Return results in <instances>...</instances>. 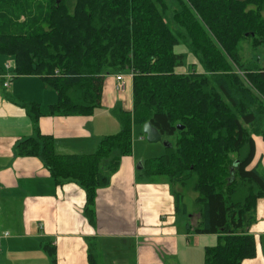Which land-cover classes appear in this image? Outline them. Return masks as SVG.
I'll return each mask as SVG.
<instances>
[{
  "label": "trees",
  "instance_id": "trees-1",
  "mask_svg": "<svg viewBox=\"0 0 264 264\" xmlns=\"http://www.w3.org/2000/svg\"><path fill=\"white\" fill-rule=\"evenodd\" d=\"M174 1L170 18L167 0H0V55L14 57L17 76L38 75L57 92L50 115H92L107 77L132 76L133 109L116 111L121 130L93 153H58L39 128L40 105L26 102L36 135L20 140L16 154L41 158L58 185H80L84 215L96 225L98 190L133 154L134 127L151 122L176 140L142 164L141 176L167 179L177 214L188 213L186 191L197 193L194 232L219 236L205 264H242L257 254L249 229L264 197V172L253 166V136L264 139V66L245 64L241 43L264 45V0ZM180 44L201 70L197 62L182 70ZM49 253L56 264L55 247ZM88 260L100 263L94 240Z\"/></svg>",
  "mask_w": 264,
  "mask_h": 264
},
{
  "label": "crops",
  "instance_id": "crops-1",
  "mask_svg": "<svg viewBox=\"0 0 264 264\" xmlns=\"http://www.w3.org/2000/svg\"><path fill=\"white\" fill-rule=\"evenodd\" d=\"M5 58L0 62V264H53V247L56 264H89L90 240L96 241L99 264H205L206 248L218 244V234L194 232L200 214L180 217L169 183H138L134 141L133 154L122 157L109 186L98 190L96 225L84 215L80 185H58L41 158L16 154L20 140L36 135L22 107L26 102L40 105L39 128L53 137L58 153H93L103 137L121 130L116 111L133 109L132 76H126L124 90L117 89L116 75L107 77L102 105L92 115H50L57 92L38 75L17 76L14 57ZM8 75L13 79L5 86ZM253 137V166L264 169V141ZM249 232L257 239V254L242 264H264V197Z\"/></svg>",
  "mask_w": 264,
  "mask_h": 264
},
{
  "label": "rangeland",
  "instance_id": "rangeland-1",
  "mask_svg": "<svg viewBox=\"0 0 264 264\" xmlns=\"http://www.w3.org/2000/svg\"><path fill=\"white\" fill-rule=\"evenodd\" d=\"M167 2H168L167 12H168L169 17L171 18L173 16V13H174L173 9L175 7V1L174 0H167ZM262 15L264 16V13H262ZM241 47H242L241 48V54L243 56L245 64L256 63V61L258 60L260 62V64L262 66H264V45H262L258 50H255L254 47L252 46V41L248 39V40H245L241 43ZM175 51L177 53H181V52L187 53V58L185 60L184 67H182L183 68L182 70L184 72H188L189 64H191L192 62H197V65L195 68L198 71L202 69L201 65L198 63L196 58L187 52L188 49L185 45L180 44V45L176 46ZM5 59L6 58L4 55H0V62L1 63ZM143 127L144 126L137 125L134 128V152L136 153L137 157L140 158V160L138 161V168L141 167V165L146 161L165 156L168 153V147H167L166 143L169 142V143H172L174 145L175 140H176V137L164 136L162 141H160L158 143H150L147 139L146 134L144 133ZM251 128L252 127L249 126V129H251ZM262 128L264 129V120L262 123ZM259 140L264 141L262 136H259ZM236 157H237V155L234 154L233 158H236ZM260 170L263 172L264 171L263 167H261ZM138 171H140V173H141L142 170L138 169ZM164 178L163 177L156 178L155 183L166 184L167 179H164ZM142 180L143 181L147 180V178H146V176H141V174H140L138 176L137 181H138V183H141ZM196 196H197V193H195L194 191H192V190L186 191V196H185L184 202L187 204L188 213H184L183 211H181L182 213L179 214L180 217L187 218V217H189L190 214H193L194 212H195L196 216L199 215L198 207H196L197 205L194 202V199L196 198Z\"/></svg>",
  "mask_w": 264,
  "mask_h": 264
},
{
  "label": "water",
  "instance_id": "water-1",
  "mask_svg": "<svg viewBox=\"0 0 264 264\" xmlns=\"http://www.w3.org/2000/svg\"><path fill=\"white\" fill-rule=\"evenodd\" d=\"M143 128H144V133L146 134L147 139L150 143H158L162 141L163 139L162 134L159 132V130L156 127L152 125L151 122H147L146 124H144ZM178 128L183 129V126L178 125ZM142 168L143 166L141 165V167H139L138 169H142Z\"/></svg>",
  "mask_w": 264,
  "mask_h": 264
},
{
  "label": "built area",
  "instance_id": "built-area-1",
  "mask_svg": "<svg viewBox=\"0 0 264 264\" xmlns=\"http://www.w3.org/2000/svg\"><path fill=\"white\" fill-rule=\"evenodd\" d=\"M10 67H11V65L7 64V68H10ZM8 76H9V81L5 83L6 86H9L10 79L13 78V75H8ZM125 78H126V76L123 73H119V74L116 75L117 89L118 90H124L125 89V85H126Z\"/></svg>",
  "mask_w": 264,
  "mask_h": 264
}]
</instances>
